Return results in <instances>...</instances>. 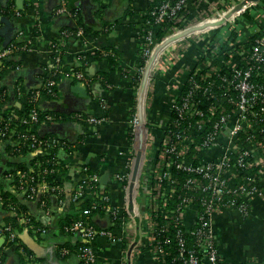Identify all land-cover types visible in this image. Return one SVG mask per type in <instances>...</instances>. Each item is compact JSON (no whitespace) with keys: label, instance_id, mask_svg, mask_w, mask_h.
<instances>
[{"label":"crops","instance_id":"0c3cea01","mask_svg":"<svg viewBox=\"0 0 264 264\" xmlns=\"http://www.w3.org/2000/svg\"><path fill=\"white\" fill-rule=\"evenodd\" d=\"M67 1L71 10L78 11V21L59 13L61 0H0V49L9 34L11 43L20 45L19 50L5 58L6 68L0 76V88L6 96L2 108L24 110L27 97L40 91L37 107L57 115L58 120L33 125L32 130L41 137L54 136L66 142L58 151L64 169L59 171L57 182L63 194L58 198L40 193L30 200L10 175L17 167L15 163L30 167L33 154L16 156L13 139L0 140V186L17 197V204L9 206L0 201V226L20 214V227L15 229L17 241L10 242L0 234V264H82L74 251L80 236L64 230L67 219L75 214L74 206L78 209L72 201L82 175L77 170L88 167L97 172L100 188L108 192L107 213L95 216L97 227L105 229L111 225L110 210L122 212L125 207L126 190L115 179V173L125 170L131 161L135 220L122 229L115 228L114 238L101 235L96 239L97 264H160L145 222L155 191L151 180L158 148L173 118L175 101L182 96L189 72L198 62L200 39L208 30L218 42L229 36L244 40L262 32L264 26L261 24L260 29L256 19L242 24L238 14L233 21L221 20L220 16L203 20L209 11L231 17L238 10V2L197 0L187 11L184 22L168 27L162 34L166 51L153 66L162 67V71L147 93L149 83L143 88L134 85L133 75L140 63L144 16L154 0ZM263 11V6L247 8L244 16H259ZM79 21L97 34L86 38L76 35L75 24ZM218 21L220 26L216 27ZM55 48L61 55L62 71L54 77L55 93L48 94L44 88L55 71ZM99 48L108 49L103 53L105 58L89 59ZM109 53L117 65L108 60ZM82 68L84 79L72 76V72ZM133 109L140 111L150 134L149 145L140 154H133L129 138ZM90 118H96L97 122H91ZM105 175L107 182L103 185ZM260 187L248 217L237 207H228L212 218L223 264H264V175ZM197 212V207L185 212L188 226L195 224ZM26 217L31 220L30 226Z\"/></svg>","mask_w":264,"mask_h":264},{"label":"built area","instance_id":"2783aa9c","mask_svg":"<svg viewBox=\"0 0 264 264\" xmlns=\"http://www.w3.org/2000/svg\"><path fill=\"white\" fill-rule=\"evenodd\" d=\"M196 1L162 0L154 10L147 12L154 20L145 18L143 21V55L151 57L165 39L164 36L158 37L156 27L164 20L181 21L179 14L190 10ZM237 2V6L241 3L242 11L264 7L262 0ZM59 13L78 21V11L71 10L67 0H61ZM221 14L209 11L202 18L206 20ZM259 16L261 29V24L264 26V11ZM229 18L223 17L221 20ZM219 21L216 27L220 26ZM209 32L205 31L200 39L202 45L198 62L189 72L182 96L175 101L173 118L165 129L164 139L156 154L152 176L155 191L151 195L145 222L160 264H164L169 256L186 264H223L212 225L214 214L223 208L237 207L244 217H248L253 197L261 191L260 182L264 175V30L244 40L229 36L223 42L215 40ZM74 33L83 37L84 29L78 28ZM19 49L20 45L15 43L0 49V73L6 68L5 58ZM55 51V71L44 88L48 94L55 93L54 75L62 71L61 55L58 48ZM147 68L138 66L135 72L145 73ZM156 68L158 66L153 74ZM72 76L82 80L85 73L75 70ZM147 78L149 83L151 75H147ZM39 95L40 91H34L27 97L29 108L26 113L19 114L15 109H10L7 116L0 118V140L15 136L17 140H13L14 144L27 146L33 156L49 154L52 149L66 146V142L57 137H41L32 130L33 125L58 120L57 115L43 112L37 107ZM3 99L6 100L5 92L0 88L1 106L5 104ZM90 121L95 123L97 119L90 118ZM21 125L24 128H20ZM130 128L135 139L132 143L133 154L144 152L150 134L141 115L131 117ZM189 160H197V163ZM54 164H59V161L49 163L39 172L33 168L27 171L19 169L10 176L17 180L16 187L21 188L30 200L40 193L60 198L62 186H53L45 178L46 173L56 170ZM128 164L125 170L115 173V179L122 185L127 178L129 180V171L133 167L132 161ZM77 171L82 175L72 194V201L78 208L88 198L109 200L108 196L97 192V172L90 171L88 167H79ZM175 172L183 174V180ZM178 192H182L181 200L175 208L164 209V221L160 222L158 200H163L166 206V200ZM43 202L46 203L45 200ZM194 207L198 208L196 221L193 226H188L184 214ZM118 211L115 208L110 210L115 215ZM85 212L88 214L91 209ZM25 221L30 226L31 220L26 217ZM15 229L11 224H4L0 226V234L10 242H16ZM64 230L80 236L82 244L77 249V255L84 264H97V251L92 247V242L101 235L114 238L113 230L98 228L89 220L65 224ZM169 232H172V236ZM173 242L176 255L172 252Z\"/></svg>","mask_w":264,"mask_h":264},{"label":"trees","instance_id":"16d2710c","mask_svg":"<svg viewBox=\"0 0 264 264\" xmlns=\"http://www.w3.org/2000/svg\"><path fill=\"white\" fill-rule=\"evenodd\" d=\"M161 1L162 0L153 1L151 3V5L149 6L147 12H149L151 10H154L155 7L158 6L161 3ZM262 1H264V0H262ZM7 11H5V12H7ZM129 11H131V10H129ZM147 12H146L144 17L148 18V19L152 18L151 20H154L153 16L151 14L147 13ZM130 13H132V11ZM185 16H187V12H181L179 14V17L182 18L181 21L164 20L163 22H161V24L158 27H156L157 30H158L156 32L158 37L162 36V34L164 33L165 29H167L168 27L179 26L181 24V22H183V19H184ZM78 28H83L84 29V35H83L84 38L89 37L90 35H94L95 36L97 34V33H92V30L89 29L87 27V25H84L81 21H79V22H77L75 24V30L78 29ZM163 44H159L156 47V49L154 50V53H153V55L151 57H146L145 55H143L142 50H141L140 55H139V62H140L139 66L142 67V68H144V67H148V68H147L145 73H142V72L134 73V75H133V83H134V85H138L139 87H142V88H143V86H145L146 80L148 79L147 75H150V68L153 65L154 61H156L158 59V57H159V55H160V53L162 51ZM140 47L142 49L143 48V44H141ZM105 51L107 52L108 49L107 48H102V49L99 48V49L94 51L92 56H88V58L89 59L93 58L95 60H101L104 57L103 53L105 54ZM107 57L109 58L108 60L111 61L112 64L117 65V61L114 60V57L110 53L107 54ZM84 69L85 68H82L81 70L85 71ZM1 74L2 73H0V76H1ZM56 76H58V72L54 75V77H56ZM2 101L6 102L5 99H3ZM25 101H26L25 102L26 108L24 110H17L16 109L17 113L23 114V113L27 112L26 110H28V108H29V98H27V100H25ZM131 113H132L131 117H133V115H135V114H137V115L140 114V111L139 110L136 111V109H133ZM7 114H8L7 111L3 110L2 106L0 105V118H3V116H7ZM21 127L24 128V126H22V125L20 126V128ZM129 138H130L131 142L135 141L134 134L132 133L131 128H129ZM13 140H17V137L14 136ZM12 148L14 150V155H16V156H27L30 153L29 148L27 146L22 145V144H18V145L15 144ZM58 151H59V149L55 148V149H52L49 154L34 155L32 157V159H31L30 167H28L24 163H15V164H17V167L14 170H12V171L16 172L19 169L27 171V170L33 168L36 172H39L43 168L47 167L49 165V163L51 164V163H53L55 161H59V164H54L53 165V167H55L56 170L53 171V172L46 173L45 174V178L53 186L54 185H60L57 182V175H58L59 171L64 169V168H63V164H62L61 160L58 158ZM189 161H191L193 163H197V160H189ZM90 171H92V170H90ZM129 173H130L129 180L127 178L123 182V185H124L123 189L126 190V195H127V198H126L127 201L125 203V207L122 210V212L118 211L117 215L112 214L110 212V221H111L110 224L111 225L108 226L107 229H110V230H114L115 228H121L122 229V228L126 227L128 222H130L132 220H135V213H134V211L132 209L133 208L132 207V204H133L132 200H133L134 168H131ZM175 175L179 176V178L182 179V180L184 178V175L181 174V173L176 174V172H175ZM14 181H15L14 184L17 185L18 184L17 180H14ZM151 184L152 185L154 184L153 179L151 180ZM97 192L100 195L108 196V192L103 190V189H101L100 186H99V183L97 185ZM180 194H182V192H178L177 194L172 195L171 198L166 200V204H167L166 206L163 205L164 204L163 200H161V199L158 200V205H159L158 220H160V222L164 221V219H162V212L164 211V209H173V208H175L177 206V204L181 200ZM0 197H1L0 201H2L5 204V206H9L10 204H17L15 202L17 197L10 190H7V189H5L2 186H0ZM96 202H98L97 206H96V208H93V205ZM108 204H110V199L107 200V201L103 200V199H98V198L85 199L84 201H82L80 203V206H79L78 209L75 208V206H74L75 214L72 217H69L65 224H69V223L74 222L76 220H89L93 225H95L97 227V223L95 221V216H97V215L103 216L104 214H106L107 213L106 206ZM88 209H91V212L87 214L85 211L88 210ZM87 217H89V219H87ZM19 219H20V214H17V215H15L13 217H10L7 222H8V224L13 225L14 227H20L18 225ZM20 229H22V228H20ZM169 235L172 236V232H169ZM80 244H82V241L77 243V245L74 248V251H75V249L77 251V249H78ZM91 245L94 248V250H96V251L98 250V243L96 242V240L94 242H92ZM172 252H173L174 255L177 254L175 242H173V245H172ZM173 258L174 257L169 256L164 264H186L182 260L173 259ZM82 264H84L83 261H82Z\"/></svg>","mask_w":264,"mask_h":264},{"label":"rangeland","instance_id":"374dc122","mask_svg":"<svg viewBox=\"0 0 264 264\" xmlns=\"http://www.w3.org/2000/svg\"><path fill=\"white\" fill-rule=\"evenodd\" d=\"M238 13L237 14H239L238 15V20H240V23L242 22V24L245 22V20H253L254 22H255V19H256V21L258 22V24H260V16L258 17L257 15H250V16H248V17H246L245 18V16H244V11H242L243 9H241V3H240V5H239V7H238ZM202 16V14L201 15H199V17H201ZM204 16V15H203ZM199 17H197V18H199ZM251 17H253V18H251ZM256 17H258V18H256ZM196 17H195V19H197ZM232 21H233V19H232ZM239 22V21H238ZM203 38V37H202ZM201 42V41H200ZM161 71H162V67H158V68H156V70H155V73L154 74H152L151 75V78H150V82H149V87L148 88H146V91H147V93H149V92H151V87H153V84H154V81H155V78H156V76H158L159 74H161ZM144 73V72H143ZM146 85H147V83H146ZM148 141H149V139H148ZM149 145V144H148ZM147 145V146H148Z\"/></svg>","mask_w":264,"mask_h":264},{"label":"bare ground","instance_id":"6f19581e","mask_svg":"<svg viewBox=\"0 0 264 264\" xmlns=\"http://www.w3.org/2000/svg\"><path fill=\"white\" fill-rule=\"evenodd\" d=\"M238 13V11L237 12H235V13H233V15L229 18V19H223L224 21H229V20H231L233 17H234V15L235 14H237ZM220 17L221 18H228L229 16H228V14L227 13H224V14H221L220 15ZM163 50H165V49H163ZM163 50L161 51V53L163 52ZM161 53H160V55H161ZM160 55H159V57H160ZM159 57H158V59H159ZM158 59L156 60V61H154V63H153V65L151 66V68H150V75H152L153 74V72H154V68H153V66L157 63V61H158ZM149 80L147 79L146 80V82H148Z\"/></svg>","mask_w":264,"mask_h":264},{"label":"water","instance_id":"95a60500","mask_svg":"<svg viewBox=\"0 0 264 264\" xmlns=\"http://www.w3.org/2000/svg\"><path fill=\"white\" fill-rule=\"evenodd\" d=\"M251 1L257 2V1H259V0H251ZM11 41H12V38H11V35L9 34V35L6 36V41H5V44H4L3 47H6L9 43H11ZM55 128H56V126L53 127V130H55ZM139 154H140V153H139ZM106 182H107V176L105 175V176L102 178L101 183H102L103 185H105ZM2 240L4 241V238H2Z\"/></svg>","mask_w":264,"mask_h":264}]
</instances>
